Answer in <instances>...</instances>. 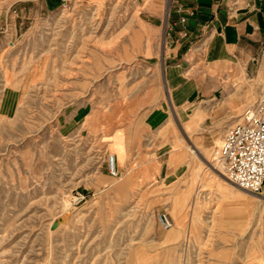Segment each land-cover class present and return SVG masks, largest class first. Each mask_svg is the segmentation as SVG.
<instances>
[{"label":"rangeland","instance_id":"rangeland-1","mask_svg":"<svg viewBox=\"0 0 264 264\" xmlns=\"http://www.w3.org/2000/svg\"><path fill=\"white\" fill-rule=\"evenodd\" d=\"M168 12V0L50 12L0 0V70L36 78L15 93L0 75V264H264V184L229 185L217 160L239 116L224 126L217 104L167 85ZM200 51L171 60H190L185 79L203 75Z\"/></svg>","mask_w":264,"mask_h":264},{"label":"crops","instance_id":"crops-1","mask_svg":"<svg viewBox=\"0 0 264 264\" xmlns=\"http://www.w3.org/2000/svg\"><path fill=\"white\" fill-rule=\"evenodd\" d=\"M35 1L41 11L50 12L54 11L62 0ZM74 1L103 4L108 0ZM168 3L169 12L165 15V21L169 17L168 27L171 35L167 40L168 54L165 55V61L169 62L165 69L167 85L176 95L184 94L183 101L192 94L200 93L202 107H205L203 111L208 113L212 108H216L217 104L220 109L219 120L227 126L231 118L240 117L242 112H238L250 100L248 93L264 91V0H168ZM181 18H184L183 22ZM187 45H199L201 49L199 56L204 69L200 79L199 76L185 79V67L190 63L189 59H179L176 63L171 61L179 49ZM12 66L1 67L0 70L2 85L5 88L14 89V92L18 93L19 90L23 91V86L36 81L30 73L27 78L23 74L17 77L16 67ZM243 71L247 79L241 85L242 89H236L235 84L240 81ZM229 78L232 80L226 81ZM230 90L235 91L236 99L230 97ZM156 124L159 125L158 122H151V125ZM124 148L120 166L127 157V146L124 145ZM221 178L236 187L223 175Z\"/></svg>","mask_w":264,"mask_h":264},{"label":"built area","instance_id":"built-area-1","mask_svg":"<svg viewBox=\"0 0 264 264\" xmlns=\"http://www.w3.org/2000/svg\"><path fill=\"white\" fill-rule=\"evenodd\" d=\"M70 0H62L69 5ZM184 18H181V22ZM7 44H14L8 40ZM217 160L222 164V174L237 187L252 193H260L264 184V100L247 106L239 120L226 128L217 150ZM109 173L117 175L116 158L109 155ZM159 226L168 229L173 226L165 210L156 215Z\"/></svg>","mask_w":264,"mask_h":264},{"label":"water","instance_id":"water-1","mask_svg":"<svg viewBox=\"0 0 264 264\" xmlns=\"http://www.w3.org/2000/svg\"><path fill=\"white\" fill-rule=\"evenodd\" d=\"M56 226V223H53L52 227L54 228Z\"/></svg>","mask_w":264,"mask_h":264},{"label":"bare ground","instance_id":"bare-ground-1","mask_svg":"<svg viewBox=\"0 0 264 264\" xmlns=\"http://www.w3.org/2000/svg\"><path fill=\"white\" fill-rule=\"evenodd\" d=\"M226 178V177H225ZM226 180H228L227 178H226ZM229 181V180H228ZM229 182H231V181H229ZM232 183V182H231ZM233 184V183H232ZM235 185V184H234Z\"/></svg>","mask_w":264,"mask_h":264}]
</instances>
